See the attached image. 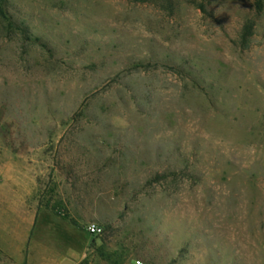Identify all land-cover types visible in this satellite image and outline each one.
Returning <instances> with one entry per match:
<instances>
[{
    "label": "rangeland",
    "instance_id": "374dc122",
    "mask_svg": "<svg viewBox=\"0 0 264 264\" xmlns=\"http://www.w3.org/2000/svg\"><path fill=\"white\" fill-rule=\"evenodd\" d=\"M262 1H1L0 170L38 231L78 264H264Z\"/></svg>",
    "mask_w": 264,
    "mask_h": 264
},
{
    "label": "crops",
    "instance_id": "0c3cea01",
    "mask_svg": "<svg viewBox=\"0 0 264 264\" xmlns=\"http://www.w3.org/2000/svg\"><path fill=\"white\" fill-rule=\"evenodd\" d=\"M20 171L0 170V250L15 264H78L83 252L59 244L56 234L37 230L34 186L21 183Z\"/></svg>",
    "mask_w": 264,
    "mask_h": 264
},
{
    "label": "built area",
    "instance_id": "2783aa9c",
    "mask_svg": "<svg viewBox=\"0 0 264 264\" xmlns=\"http://www.w3.org/2000/svg\"><path fill=\"white\" fill-rule=\"evenodd\" d=\"M87 230L91 233V234H99L102 231V227L99 225V223L95 222V221H90L87 224ZM136 264H149L141 259H137L135 261Z\"/></svg>",
    "mask_w": 264,
    "mask_h": 264
},
{
    "label": "trees",
    "instance_id": "16d2710c",
    "mask_svg": "<svg viewBox=\"0 0 264 264\" xmlns=\"http://www.w3.org/2000/svg\"><path fill=\"white\" fill-rule=\"evenodd\" d=\"M1 1L0 0V4H1ZM255 4H256V7L258 10H261L263 8V1L262 0H255ZM1 251V250H0ZM2 252V251H1ZM3 253V252H2ZM4 254V253H3ZM11 259V258H10Z\"/></svg>",
    "mask_w": 264,
    "mask_h": 264
}]
</instances>
